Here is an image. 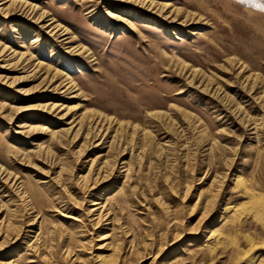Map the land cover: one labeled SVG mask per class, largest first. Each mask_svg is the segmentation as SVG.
I'll return each mask as SVG.
<instances>
[{
	"label": "rangeland",
	"instance_id": "374dc122",
	"mask_svg": "<svg viewBox=\"0 0 264 264\" xmlns=\"http://www.w3.org/2000/svg\"><path fill=\"white\" fill-rule=\"evenodd\" d=\"M5 48L0 264H264V0H0Z\"/></svg>",
	"mask_w": 264,
	"mask_h": 264
},
{
	"label": "bare ground",
	"instance_id": "6f19581e",
	"mask_svg": "<svg viewBox=\"0 0 264 264\" xmlns=\"http://www.w3.org/2000/svg\"><path fill=\"white\" fill-rule=\"evenodd\" d=\"M14 1V0H13ZM142 1V0H141ZM20 2V1H19ZM24 2V1H23ZM140 2V1H139ZM14 3V2H13ZM25 3V2H24ZM23 3V4H24ZM143 5L145 6V4H147L148 3V1H143ZM150 3V6L149 7H154L155 6V2L154 1H151V2H149ZM158 5V4H157ZM160 5V4H159ZM171 3L170 2H167V3H164L163 5H162V8L163 9H168V8H170L171 7ZM31 8V7H30ZM31 9H33V8H31ZM31 11V10H30ZM171 12H175L176 14H177V9H172L171 11H170V13ZM45 16V13H42L41 15H40V18L41 17H44ZM56 22V20H55V18L54 17H52L51 18V21L47 24L48 26H50L51 24H54ZM55 27L56 28H58V29H62V27H61V25H60V23H56V25H55ZM65 28V27H64ZM67 29H65V31H66ZM5 51H6V48L4 49V50H2V51H0V53L1 54H3V53H5ZM39 65H40V62L38 63ZM41 65H42V63H41ZM41 65H40V67H41ZM49 67V66H48ZM27 93H29V91L27 92ZM49 104H52V103H50L49 102ZM2 105V104H1ZM54 107H59V106H64L63 104H55V105H53ZM3 107V106H2ZM65 107V106H64ZM63 107V108H64ZM15 108H18V110L16 111L17 113H21L22 112V110H19L20 109V106H17V107H15ZM22 109V108H21ZM72 110V108L70 107V108H68V111L66 112V113H70V111ZM90 112V111H89ZM93 113V112H92ZM65 115V114H64ZM104 116V115H103ZM100 113H97V114H93V115H88V112H86V111H84L83 113H81L78 117H75L74 119H72V121L70 122V124H75L76 122V126H78V132L82 129V125H84L83 123H84V121L85 120H92V121H94V123L93 124H95V129H97V128H100V131H103L102 129H104V126L105 125H107L106 124V121L103 119L104 117H103ZM79 119V120H78ZM109 118H106V120H108ZM109 121V123H111V124H114V122H112L111 120H108ZM104 123V124H103ZM108 123V124H109ZM115 124H118V125H121V124H123L121 121L120 122H117L116 121V123ZM29 126V124L27 123V122H24V123H22L21 124V126H20V128H24V127H28ZM111 126V125H110ZM93 127V126H92ZM36 129V127H34V126H29V128L28 129ZM26 129V128H25ZM75 129V125H73V126H71L70 127V129L69 130H67L68 132H70L71 130H74ZM106 129V128H105ZM35 131V130H34ZM66 131V130H65ZM98 133H100V132H98ZM114 139V138H113ZM38 146V148L39 147H43V146H41V143L40 144H38L37 145ZM39 149H41V148H39ZM43 149V148H42ZM32 151V150H31ZM39 151V150H38ZM41 153V152H40ZM9 178V177H8ZM243 182H244V178L242 177V176H239L238 178H237V180H236V184H235V186L233 187V189H238V187H240L242 184H243ZM239 190V189H238ZM98 203H96V204H94V205H97ZM240 213V212H239ZM82 230V229H81ZM212 231V230H211ZM78 232V231H77ZM214 233H216V232H214ZM76 234H78V233H76ZM86 234V233H85ZM217 234V233H216ZM213 236V235H212ZM105 237V236H104ZM84 238V237H83ZM74 239V238H73ZM80 239V238H79ZM253 258H255V257H253ZM101 260L102 261H100V263H102V264H111L110 263V261L108 262V260H106V258L103 256L102 258H101ZM249 264H256V259H252V260H250V263Z\"/></svg>",
	"mask_w": 264,
	"mask_h": 264
}]
</instances>
